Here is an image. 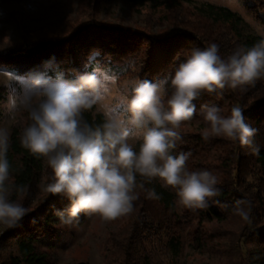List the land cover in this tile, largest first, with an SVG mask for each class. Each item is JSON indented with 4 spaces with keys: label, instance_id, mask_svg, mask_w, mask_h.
Listing matches in <instances>:
<instances>
[{
    "label": "clouds",
    "instance_id": "clouds-1",
    "mask_svg": "<svg viewBox=\"0 0 264 264\" xmlns=\"http://www.w3.org/2000/svg\"><path fill=\"white\" fill-rule=\"evenodd\" d=\"M0 76L6 87L13 80L23 81L20 96L10 94L7 106L27 112L20 144L51 170L41 190L70 201L65 210L56 212L62 226L75 227L82 214L106 222L129 216L140 196L137 189L149 199H159L154 189L145 187L154 180L175 193L179 208L195 211L209 207L210 201L219 204L215 198L222 189L212 172L188 170L190 152L173 154L182 139L180 129L196 116L193 101L202 93L244 92L264 80V40L251 48L237 47L226 58L215 43L192 49L173 74L156 82L132 81L128 94H119L115 104L111 88L116 77L99 68L74 80L59 74L54 80L43 74L16 77L6 71H0ZM94 108L105 118L95 128L84 119V113ZM243 111L233 106L224 115L215 104L202 105L206 125L202 138H224L258 154L254 140L258 130ZM8 147L9 134L0 128V225L5 229L16 226L29 211L11 198L26 189L12 181ZM138 177L143 182L138 183ZM250 210V202L244 199L233 207L249 222Z\"/></svg>",
    "mask_w": 264,
    "mask_h": 264
},
{
    "label": "trees",
    "instance_id": "trees-1",
    "mask_svg": "<svg viewBox=\"0 0 264 264\" xmlns=\"http://www.w3.org/2000/svg\"><path fill=\"white\" fill-rule=\"evenodd\" d=\"M99 1L95 0L90 8L88 20L85 23L72 22L67 33L0 51V70L21 77L43 74L56 78L59 74L66 80H74L78 74L91 73L99 68L120 78L130 76L156 82L173 74L181 63L186 62L192 49H203L215 43L221 56L226 58L237 47L251 48L263 40L245 33L236 13L212 4L194 6L192 14L179 13L177 16L174 12L172 18L171 11L178 10L180 5L177 0H166L165 7L171 5L174 9L167 8L169 16L165 27L160 32H152L98 21ZM130 1L138 7L149 3L161 7L158 0ZM240 2L245 13L264 26V0ZM7 94V88L0 86V119ZM193 103L197 114L192 121H199L200 127L196 132L180 130L182 139L172 151L173 154L180 151L191 153L187 162L189 171L208 170L217 177L222 194L215 199L220 203L210 201L209 207L195 211L184 209L178 216L175 196L160 184L145 183L146 188L155 190L159 199H149L140 191L135 211L124 216L127 223L123 233L110 239L120 256L117 264H152L147 256H139V245L144 239L151 238H166L175 254L185 241L195 250L210 251L211 244L222 237V232L204 230L203 224L217 226L228 218L238 217L233 207L241 199L249 201L251 209L250 222L244 220L242 238L255 242L254 261L264 264V80L257 81L254 87L244 92L225 89L222 95L202 93ZM205 104L219 106L224 115L230 114L233 106L244 109L247 122L258 130L254 140L259 153L253 154L248 148L220 137L205 141L202 131L206 125L200 112ZM84 119L95 128L101 126L105 118L94 108L84 113ZM19 137V132L12 131L7 159L12 181L26 191L22 194L14 192L11 198L21 202L29 211L16 226L0 235V250L5 251L14 244L18 252L17 256L8 255L6 258L0 255V264H50L47 256L37 251L35 244L58 238L60 230L57 225L60 222L56 212L65 210L70 201L62 195L44 192L38 199L34 198L40 176L44 173L47 181L51 170L47 168L44 172V160L33 157L24 149Z\"/></svg>",
    "mask_w": 264,
    "mask_h": 264
},
{
    "label": "rangeland",
    "instance_id": "rangeland-1",
    "mask_svg": "<svg viewBox=\"0 0 264 264\" xmlns=\"http://www.w3.org/2000/svg\"><path fill=\"white\" fill-rule=\"evenodd\" d=\"M158 1L161 7L152 5L153 3L138 7L130 0H100L97 20L112 25L128 26L132 29L143 28L160 32L168 21L167 8L174 9V6L166 5L165 7L166 0ZM94 3L95 0H0V51L17 45L31 44L44 37L67 33L72 22L85 23L88 20L87 14ZM177 3L180 8L177 7L179 11L176 9L171 11L172 18L175 13L177 16L179 13L180 15L192 14L194 6L212 4L236 13L241 20V29L245 33L254 34L264 40V26L245 13L240 0H177ZM104 72L116 77V84L111 88L112 104L116 103L115 98L119 94H128L130 83L137 80L135 77L120 78L107 71ZM14 76L21 77L16 74ZM22 84L23 81L13 80L6 87L4 77L0 76V86L8 90L6 102L2 106L0 128L7 130L9 142L12 131L21 133L28 123L26 111H11L7 106L10 94L17 98L20 96ZM199 127L200 122L194 120L182 125L180 130L196 132ZM44 168L46 173L48 167L45 162ZM43 174L34 189L35 199L44 194L40 187L46 182ZM137 180L138 183L143 182L140 177ZM155 183L161 185L159 180L152 182V184ZM167 190L175 196L171 189ZM137 191L141 190L137 189ZM175 211L178 216H181L184 209L179 208L175 202ZM123 218L106 222L99 217L83 215L75 227L62 226L59 223L58 238L54 241L42 240L35 244V247L38 252L47 256L50 264H117L120 256L113 249L114 245L110 239L113 235L123 233L127 223V219ZM244 223L240 216H236L228 218L217 226L203 224L204 230L222 232V237L214 241L210 251L207 252L195 250L185 241L175 254L167 239L162 237L144 239L139 245V256H147L152 264H258L254 261V254L257 252L255 242L244 241L242 238ZM193 225L196 227V223ZM6 230L3 225H0V235ZM182 237L184 238V235ZM0 255L2 258L8 255L17 256V247L10 244L5 251L0 250Z\"/></svg>",
    "mask_w": 264,
    "mask_h": 264
}]
</instances>
